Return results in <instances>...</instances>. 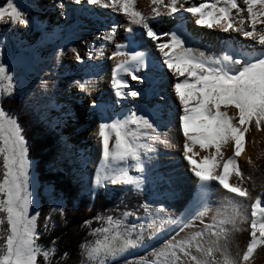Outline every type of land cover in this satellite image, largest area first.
<instances>
[{"label": "snow or ice", "instance_id": "obj_1", "mask_svg": "<svg viewBox=\"0 0 264 264\" xmlns=\"http://www.w3.org/2000/svg\"><path fill=\"white\" fill-rule=\"evenodd\" d=\"M89 4L100 3L101 0H87ZM153 17H146L135 9V0H105L103 7H119V11L128 17V22L141 26L146 36L152 41L159 39L158 34L149 24V19L161 16V8L166 9L168 15L179 12L183 5L179 0H150ZM80 3V0H76ZM245 7L241 8L238 0H210L199 6L183 8L184 11L196 16L195 23L209 29L218 28L223 32L233 31L241 33L245 38L254 40L264 47V0H243ZM235 10V16H233ZM246 12L245 17L243 13ZM5 17L12 23L26 24L11 0L5 6H0V21ZM237 23L239 26H237ZM247 25V27H245ZM131 31V29H127ZM170 37L167 43L157 44L162 53L163 64L173 75L184 77L174 84V91L182 106L183 114L179 118V127L184 143V159L191 165L193 175L198 180L200 193H207L213 182L230 194V203L237 208L244 200L249 198V189L242 184H230L228 181L234 174L243 178L238 164V158L245 151L246 134L254 123L257 131L264 130V51L260 58L249 61L243 58H234L224 55L222 59L206 58L203 53L197 55L191 47H186L185 40L177 32L166 33ZM105 39H111L106 36ZM167 49V51H165ZM79 59V57H77ZM143 54L136 52L129 60L117 65L113 70L111 85L117 96L124 93L127 87L119 79L117 73L126 70V64L135 62L140 64ZM224 63L241 65L239 69H226L217 67ZM0 79H8L6 70L0 67ZM132 79H137L133 76ZM83 87V86H81ZM183 90V91H182ZM128 95L136 97V91H129ZM189 98L194 100L190 104ZM235 109V115L230 116L228 109ZM135 125L133 130L129 125ZM190 126L202 131L190 132ZM155 131L154 124L143 116L135 113L123 121L100 126L98 135L101 137L102 154L104 160L125 162L139 161L141 149L152 151L147 143H141L142 133L139 129ZM111 131H108V130ZM114 136V144L110 147V139ZM231 144L233 153L230 158L221 159L222 148ZM196 145L203 151L214 149L211 155L204 156L199 162L194 159L193 147ZM192 153L191 155H189ZM0 264H39V257L49 261L54 250H43L37 243L38 212L30 215L32 197L29 192L28 149L22 129L18 123L8 117L0 109ZM251 163V160H249ZM112 185H131L134 183L127 171L115 174L111 180ZM239 198L233 200L232 198ZM259 213V218L258 217ZM204 215V213H200ZM108 227L99 229L102 238L96 239L87 246V258L94 264H105L109 258L129 253L136 249L142 237L130 239L131 231L125 228L121 221L107 217ZM247 223L248 240L242 253L237 258L228 251L230 230L225 225H232L231 231H241L236 227L235 217H225L216 221L215 225H206L190 237L177 239L179 232L159 247L152 248L149 255L151 259L141 257V264H185L182 260L187 258L189 264H251L257 249L264 248V202L259 197L251 205L250 220L242 219ZM6 225V227H5ZM189 225L186 224L185 227ZM123 229V230H122ZM184 229L181 228L182 232ZM205 234L214 239L204 240ZM156 239L150 235L149 241ZM223 241V243H221ZM83 247V246H82ZM219 253L222 259H217ZM131 264V262H129Z\"/></svg>", "mask_w": 264, "mask_h": 264}, {"label": "rangeland", "instance_id": "obj_2", "mask_svg": "<svg viewBox=\"0 0 264 264\" xmlns=\"http://www.w3.org/2000/svg\"><path fill=\"white\" fill-rule=\"evenodd\" d=\"M59 1L61 2V0ZM165 1L168 2V0ZM9 2L10 0H0V6H5ZM11 2L17 6L27 23H12L7 17H5L3 21H0V67H3L6 70V76L11 78L10 83L8 79H0V102L4 99L17 98L27 107H32L36 109V111L40 102L42 103L45 110L39 118L42 122L49 124L60 134L61 144L63 145L62 154L56 167L61 169L66 165L74 176L75 181L78 179L82 180V193L84 195L91 197L98 189H104L105 193L111 194L116 190H126L129 186H132L137 191L143 190L144 193L147 194L148 198L144 206V216L139 217L130 213H124L113 218V220L121 221L125 228L130 230L134 229L131 231L129 238L136 240L138 236L142 237V241H140L141 246H138L134 250H130L129 253L124 255L109 258L105 264H109L118 259H128L140 253L147 252L149 254L152 248H157L158 245L174 236L172 234L169 237L160 238L158 241L149 245L150 241L148 237L153 235L161 224L160 216L156 213L160 211L165 204H168L167 201L171 202V200L169 201L163 195L156 193V191L159 190V186L168 187L167 185H169L172 188H181L183 184L187 183L189 187V184H192L194 181L195 185L198 184V180H195L196 178L190 170L191 165L184 159V138L180 127H178L179 118L183 114L179 99L176 98L175 100L174 98L173 105L168 108L165 104L157 100L158 92L153 90V84H149V78L151 77L152 80L155 78L157 79L160 74L157 72L156 67H153V64L147 61L148 56H150L148 50L144 52L139 49L143 36L133 33L136 31L137 27L133 26V28H131L133 32L128 31V28L125 32L120 31L122 34L125 33L126 38H128V43L123 45L125 49L122 48L126 51L125 54L128 56L127 58L125 57L126 59H116L117 56L112 53L113 45H111V39L119 30H117V25L114 26L113 24L114 22L117 24L114 19L105 17L103 26H99L97 23L99 22L98 20H100L99 13L95 11V9L91 12L87 11L85 8H79L81 6L74 3L73 0H68L67 5L74 7L72 13L80 9L78 18L69 15L65 18L62 15H57L59 16L57 18L56 12H51L49 8L52 0H11ZM135 2H137V0H135ZM61 3L62 4H58L59 9L65 2L62 1ZM220 3L222 5L223 0H220ZM238 3L241 8L245 7L243 0H238ZM149 9L151 11V8ZM153 15L154 14L150 17H153ZM243 15L246 17L247 13L244 12ZM233 16H235V10H233ZM123 17L126 18L127 16L123 15ZM161 18L163 19V17L157 16L150 19V21L157 22V19ZM87 20H94L95 24H87L89 23ZM91 26L96 27L95 32L101 37L99 42L87 39L86 35L88 32L86 28ZM176 27L177 30L180 29L179 31L182 34L181 37H183L186 42L185 46L191 47L197 55L203 53L206 58L218 60L222 59L225 54L227 55V52H222L221 45L227 43L231 39L232 34L229 31L223 32L218 30L217 32H213L215 38L214 40H210V30L208 31V29L197 25L194 20H192L188 26L178 25ZM257 27L261 28L264 27V25H258ZM106 36H111V39H105ZM237 42L236 51L234 49L233 55H229L231 57L254 61L260 58L261 52L264 51V47L257 44L254 40L244 37V39H240ZM82 44H84V48H81V46H83ZM224 46L223 48H225ZM100 47L103 49L105 55L112 58L111 60L114 61L113 68L129 60V57L136 52L143 54V60L140 64L129 62L125 66L126 70H121L117 73L119 79L123 80L127 85V87L122 89L123 95L116 97V95H114L116 93L115 89L112 91L113 87L111 85V80L107 82L108 89L113 95L112 104L116 106V110H114L109 117H105L107 119L105 122L96 120L94 123L89 124L81 121L80 118H82V114H86L88 104L89 107L92 105L94 109H97L96 103L92 102V98H94V101L97 100V94L93 92V97L88 98V103H85L87 101V96L81 91L79 92L76 85L78 81L85 82L88 76L92 78V80H94L93 78L98 80L95 74L98 72L97 70L94 71L95 68L90 69L92 65H90L91 62L75 70L76 62L73 58L76 57V54L78 55L79 50L88 49L87 53L90 57L89 60H93V56H96V51ZM221 66L226 69H239L241 67V65H233L231 63L217 65V67ZM110 69L111 68H109V70ZM66 71L70 72L71 75ZM109 74L110 71H108L107 76H109ZM99 75H102V73ZM133 76L137 77V79H132ZM178 79L183 80L184 77H177L176 81L171 82V85L174 86ZM36 86L41 87V93H43L40 97L41 101L39 100L38 103H36L34 94L32 93V90ZM167 90L168 93L174 94L169 86ZM129 91H136L138 95L132 97L128 95ZM67 96L70 98H67ZM75 96H80V98L75 99ZM68 100L76 102V104L73 103L74 108H71V105L67 104ZM188 102L192 104L194 100L189 98ZM79 103L84 107L77 108V104ZM155 105L160 107L157 115L155 114L156 112L153 111V106ZM0 109H2L8 117L16 121L15 115L10 114L2 107H0ZM227 111L228 114L232 116V109L229 108ZM133 113L137 116H143L144 118L152 116L156 119V122L154 121L153 124L156 131L158 130V133H160L161 138L159 137V142L157 143L150 142L149 145L154 151H144L141 149V158L139 161L128 160L125 162H118L112 161L111 159L107 161L104 160L101 137L98 135L100 126L111 124L113 121L111 117L114 119L117 118L116 121H118V119L119 121H123L126 118H130ZM174 125L179 129L178 131L175 130V137L172 141H169V139H165L167 135L166 132L167 130L171 132ZM252 125L255 128V124L253 123ZM72 127L76 132L71 133L73 132L71 129ZM129 127L136 130L135 125L130 124ZM190 128L195 127L190 126ZM108 131H110V129ZM163 138L166 141H164ZM146 140H150V138L143 139L142 137L140 142L148 144L149 142ZM162 140L165 145L162 144ZM111 141L112 140H110V142ZM27 145L28 143L26 141V147ZM213 151L214 149L210 150V155ZM230 152L231 151L227 152L225 150V146L222 148L223 157L221 159V164L226 156L230 155ZM193 153L196 154L194 159L199 162L203 154L198 145L193 147ZM191 154L192 153L189 155ZM28 161L29 192L33 202L29 214L32 215L34 212H38L40 202L36 197L38 182L34 171L35 163L30 159H28ZM238 164L240 167L243 165L241 157L238 158ZM249 165L250 166L246 169L241 170L243 178L237 177L234 174L231 176V180L234 184L254 187L253 185L256 182L255 177L257 174L254 173L251 164ZM154 166H160V169L166 172L164 182H160V185L156 187V180L154 179L156 168H154ZM125 170L128 175L133 178L134 183L123 186L112 185L110 182L111 178L115 174ZM183 170L184 173H182ZM178 195L179 192L174 191L172 193V201L176 202ZM41 196L45 199L51 211H62L64 200L61 195L53 194L50 185L42 186ZM254 201L253 195L247 199L246 203H252ZM168 207H175V204L169 205ZM210 209L211 207L209 205L205 206L194 216L189 217L187 221L189 227H195L199 223L205 224V221L210 222ZM156 210L157 212H154ZM202 212L204 215H200ZM245 224L247 225V223ZM152 226L157 228L150 232ZM104 227H108L106 222H104L99 229ZM99 229L93 230V240L86 243L83 247V264H94L93 261L88 260L86 249L87 246L96 239L102 238V234L98 231ZM143 234H145V237L142 236ZM39 246L43 250L52 249V247L44 248L41 245ZM140 258L139 262L141 263Z\"/></svg>", "mask_w": 264, "mask_h": 264}, {"label": "bare ground", "instance_id": "obj_3", "mask_svg": "<svg viewBox=\"0 0 264 264\" xmlns=\"http://www.w3.org/2000/svg\"><path fill=\"white\" fill-rule=\"evenodd\" d=\"M64 1L65 3L62 5V7L59 9L58 4H62L61 2ZM68 0H52L51 5L49 8L51 9V12H56L57 15H62L64 18L66 16H72L74 18H78L79 15V10L74 11V7H70L67 5ZM72 1V0H71ZM74 3H76V0H73ZM105 0H101L100 3L96 4H89L87 0H80L79 4L81 7L79 8H85L87 11H97L100 15V20L98 25L103 26L104 24V18L109 17L110 19H114L117 24L114 22V26L117 25V30H119L111 39V45H113L112 53L117 56L116 59H121V58H127L128 55H126V51L123 50L125 47L123 46L124 44L128 43V38H126L125 33L122 34L121 32H125L126 29L128 28H133V26L137 27L136 31L132 32L135 35H140L143 36V40L140 42V50L146 52L148 50V53H150V56H148L147 61H150L153 64V67H156L157 72L160 74L157 79H151L149 78L150 85L153 84L154 88L153 90L158 92L157 100H159L160 103H163L166 105V107H170L173 105L174 98L176 100V95L174 91V86H172L171 82L176 81L177 76L173 75L172 72H170L167 67L163 64V55L160 52V50L157 48V44H162V43H167L170 39L168 35H165L166 33H172V32H177L180 36L182 35L181 32L179 31L180 29L177 30L178 25H185L188 26L192 20L196 21L197 17L192 15L191 13H188L183 10V8H188V7H194V6H199L201 3L204 2H210V0H179V4L177 7L180 6V4L183 5V8L174 15H168L166 9L161 8V12L163 13L161 17L163 19H157V22H152L149 19V24L150 26L154 29V31L158 34L159 39L157 41H152L146 36V33L144 29L136 24H131L128 22V17L124 18L123 14L119 11V7L117 6L116 8L113 7H103V3ZM164 3L167 4V2L164 0ZM66 6V7H64ZM60 7V6H59ZM93 7V8H92ZM152 7H155L154 5L151 4L150 0H137L135 2V9L137 11H140L144 14L146 17L152 16ZM151 8V11L150 9ZM145 11V12H143ZM57 16V18L59 17ZM159 17V16H158ZM62 18V17H60ZM77 20V19H76ZM89 23L94 25L95 22L94 20H87ZM161 21V22H160ZM86 25V24H85ZM237 26L238 23H237ZM247 27V25L245 26ZM176 28V29H175ZM205 29H208L209 31V39L214 40L215 34L213 32H217L219 29L218 28H212L209 29L207 27H204ZM87 29V39L91 41H96L99 42L101 37L96 33V27H89ZM175 29V30H174ZM182 29V28H181ZM121 31V32H120ZM188 31V30H187ZM190 31V30H189ZM206 31V30H205ZM207 31V32H208ZM231 35V39L225 43V44H220L222 52H227V55L232 54L233 55V50L237 48V44L240 39H244V36L239 33V32H233L229 31ZM130 33V34H133ZM220 33V32H219ZM193 34V33H192ZM189 35V34H188ZM146 39H145V38ZM218 38V36H217ZM217 40V39H216ZM220 42V41H218ZM217 42V43H218ZM81 45V44H80ZM81 48H84V44H82ZM103 45V44H102ZM225 45V46H224ZM223 46L225 48H223ZM88 47V46H87ZM112 48V47H111ZM123 48V49H122ZM88 50V49H87ZM86 49L79 50L78 55L76 54V57L73 58L76 62L75 65V70L79 69L86 63H90L91 67L90 69H94V71L97 70L98 73H95L96 76L98 77V80H92L89 76L85 80V82H77V87L78 91L86 94V99L87 101L85 103H88V98L93 97V92H96L97 94V100L94 101V98L92 102L96 103L97 109H94V107L91 105L89 107V104L87 105V112L85 115L82 114L81 121L85 123H94L96 120H100L101 122H105L107 117H109L114 110H116V106L112 104L113 102V95L108 89L107 82L112 79V73L113 70L116 68H113L114 61H112L110 57L106 56L103 49L100 47L96 51V56H93V60H89V56L87 53ZM167 51V49H165ZM232 51V53H231ZM226 55V54H225ZM70 57V56H69ZM79 57V59L77 58ZM237 57V56H236ZM85 58V59H84ZM125 58V59H126ZM235 58V57H234ZM72 59V58H71ZM109 68H111L109 70ZM104 71V72H103ZM108 71H110L109 76H107ZM67 72V71H66ZM70 74V72H67ZM102 73V75H99ZM126 73V71H125ZM71 75V74H70ZM68 75V76H70ZM76 81V79H75ZM83 86V87H81ZM171 88V91L174 93L173 95L168 93L167 88ZM66 88V87H65ZM64 88V89H65ZM66 90V89H65ZM114 88H112V91ZM99 94V95H98ZM68 95V94H67ZM116 95V93L114 94ZM117 97V95H116ZM67 98H70L67 96ZM74 98V97H72ZM80 98V96H75V99ZM116 101V100H114ZM65 103V102H64ZM76 102H72L68 100L67 104L71 105V108H74V104ZM84 107L82 104H77V108ZM232 109V108H231ZM160 110V107L158 105L153 106V111L156 112L155 114L157 115ZM233 111V112H232ZM232 115H235V109H232ZM151 116V115H150ZM106 117V118H105ZM112 118V123L116 121V119ZM152 123L156 120L155 118L147 117ZM110 121V119H109ZM119 121V119H118ZM156 122V121H155ZM107 123V122H106ZM179 127V126H178ZM177 126H173L172 131L167 130V135L165 136V139H169V141H172V139L175 137V130L178 131ZM74 133L76 132L75 129L72 127L71 128ZM190 132H198L202 131L199 128H189ZM111 131V130H110ZM142 133L143 139L150 138V140H146L149 142L157 143L159 142L158 139L160 137V133H158V130L153 131L149 129H143L141 128L139 130ZM170 132V133H169ZM163 135V133H162ZM182 137V136H181ZM161 138V137H160ZM164 138L163 140L166 141ZM171 139V140H170ZM182 139V138H181ZM112 140L110 142V147L114 144V136L110 139ZM162 140V141H163ZM164 144L165 145V143ZM246 146H245V151L241 154V161L243 165H241V170L246 169L249 164H251V168L254 169V173H256L255 177V184L253 185L254 187H247L246 185H242L246 188L249 189V197L254 195V199L256 200L257 197L261 199L262 202H264V130L257 131L256 128L251 125L250 131L246 134ZM161 144V145H162ZM167 145V144H166ZM154 146V145H153ZM197 149V148H196ZM210 150L211 149H206L202 151L203 157L210 155ZM225 150L231 151L230 155H227L224 160H227L232 156L233 149L231 144L225 146ZM154 151V150H153ZM226 154V153H225ZM168 157V156H167ZM203 157H200L201 159ZM251 160V163L249 162ZM223 163V162H222ZM159 164V163H158ZM156 168L155 174H154V179L156 180L155 182V187L157 185H160V182H164L166 172L160 169V166H154ZM191 168V167H190ZM191 170V169H190ZM222 170V164L221 168L218 169L217 171ZM192 171V170H191ZM252 172V171H251ZM184 173V170L182 171ZM184 175V174H182ZM196 178V177H195ZM197 180V178L195 179ZM173 181V180H172ZM166 182V181H165ZM195 182V181H194ZM194 182L192 184H189V187L186 184H183L181 188L177 187H171L167 185L168 187H161L159 186V190L156 191V193L163 195L166 197L169 201L168 204H165L163 208L160 209V211L157 212L156 214L160 216V227L153 233L154 236H156V239L153 241L149 242V245L153 244L155 241H158L160 238L164 237H169L172 234L175 236L177 232H179V236H177V239L181 238H187L190 237L192 234H194L197 231H201L205 228L204 225H215L216 221H219L221 219H224L225 217H235L236 218V226L241 229V231H231L232 225H225L226 228L230 230V236H229V241H228V251L229 254L235 258L238 259L237 253H242L243 249L246 246L247 240H248V234L246 229L248 228V224L246 225L245 223L241 222L242 219H249L250 220V213H251V205L252 203H246L247 200H244L242 202V205L239 207L238 211L237 208L234 206L233 203H230L229 197L230 194L226 192L222 187H220L217 183L213 182L212 185H210V190L203 194V196L200 193V189L198 187V184L195 185ZM230 184H234L230 178L228 181ZM184 183V182H183ZM173 184V183H172ZM162 185V183H161ZM251 186V185H250ZM181 189V190H180ZM174 191H178L179 195L177 196V203L172 201V193ZM233 200H237L239 198H232ZM255 202V201H254ZM175 204V207H168L169 205ZM168 205V206H166ZM210 206V218L211 221H205L206 223H199L195 227H185L187 224L188 218L191 216H194L200 209L204 208L205 206ZM174 209V210H172ZM155 210V209H154ZM259 218V213L258 217ZM246 225V226H245ZM155 228V229H154ZM157 227L152 226V230L150 232L156 230ZM183 228L184 230L181 232L180 229ZM157 233V234H156ZM143 234L142 236H144ZM145 237V236H144ZM210 239H214L208 234H205L204 240L208 241ZM223 243V241H221ZM161 245V244H160ZM158 245V247L160 246ZM216 258L222 259L220 257V254H216ZM182 260L185 262V264H189L187 261V258H183ZM251 264H264V248H259L257 249L254 257L252 258Z\"/></svg>", "mask_w": 264, "mask_h": 264}, {"label": "trees", "instance_id": "obj_4", "mask_svg": "<svg viewBox=\"0 0 264 264\" xmlns=\"http://www.w3.org/2000/svg\"><path fill=\"white\" fill-rule=\"evenodd\" d=\"M41 90L38 86L32 90L36 103L43 94ZM0 107L15 115L22 135L28 143V159L35 163L34 171L38 182L36 197L40 202L37 243L54 250V255H51L47 262L42 256L39 257V264H83L84 245L93 240V230L99 229L107 217L114 218L124 213L144 216L148 197L143 190L137 191L129 186L126 190H116L108 194L104 189H98L93 196L88 197L82 193V180L75 181L66 165L63 164L61 169L56 167L63 145L60 134L40 120L39 117L45 110L41 102L37 111L27 107L17 98L2 100ZM43 185H50L53 194L61 195L64 200L62 211H51L41 196ZM140 257L152 258L145 252L109 264H141Z\"/></svg>", "mask_w": 264, "mask_h": 264}]
</instances>
